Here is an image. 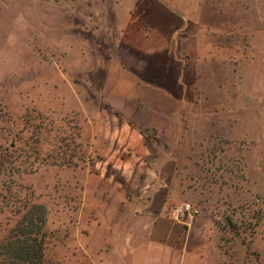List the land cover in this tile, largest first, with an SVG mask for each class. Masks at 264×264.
I'll use <instances>...</instances> for the list:
<instances>
[{"label": "rangeland", "instance_id": "1", "mask_svg": "<svg viewBox=\"0 0 264 264\" xmlns=\"http://www.w3.org/2000/svg\"><path fill=\"white\" fill-rule=\"evenodd\" d=\"M156 2L201 49L182 55L186 115L160 137L170 156L152 184L166 181L168 211L190 202L209 221L202 264H264V0ZM136 9L152 0H0V241L17 219L8 201L42 204L45 264L100 260L110 224L136 216L116 129L126 118L152 138V92L116 97L108 71L109 38Z\"/></svg>", "mask_w": 264, "mask_h": 264}, {"label": "crops", "instance_id": "2", "mask_svg": "<svg viewBox=\"0 0 264 264\" xmlns=\"http://www.w3.org/2000/svg\"><path fill=\"white\" fill-rule=\"evenodd\" d=\"M157 6L156 0H152V9L128 12L119 36L109 38L117 43L118 54L116 61L108 64L109 74H115L116 81L111 91L125 99L140 98L146 90L152 92V138L145 134V128L139 129L126 118L116 129L117 143L130 153L122 159L124 171L128 172L125 176L139 179L134 194L128 193L131 189L124 190L132 195L136 216L110 224L109 233L102 235L94 254L92 249L91 256L100 255V260L90 264H202L206 257L203 247L209 221L200 216L174 220L162 202L166 181L152 184V177L162 175L156 169L157 163L169 160L170 156L162 160L157 153V147L162 145L160 137L174 135L179 129L177 122L185 114V109L173 105V90L177 89L180 96L185 91L182 55L192 64L201 49L196 34L192 35L188 28H184L185 33L182 31L183 15ZM160 166L163 169L166 165ZM129 171L135 174L130 175ZM156 194L160 196L155 200ZM153 202L156 211L152 217ZM163 210L169 216H162Z\"/></svg>", "mask_w": 264, "mask_h": 264}, {"label": "trees", "instance_id": "3", "mask_svg": "<svg viewBox=\"0 0 264 264\" xmlns=\"http://www.w3.org/2000/svg\"><path fill=\"white\" fill-rule=\"evenodd\" d=\"M11 203L6 206L17 219L0 241V264H45L47 209L31 199Z\"/></svg>", "mask_w": 264, "mask_h": 264}, {"label": "built area", "instance_id": "4", "mask_svg": "<svg viewBox=\"0 0 264 264\" xmlns=\"http://www.w3.org/2000/svg\"><path fill=\"white\" fill-rule=\"evenodd\" d=\"M168 213L174 220L183 221L185 218L192 219L198 216L199 209L190 202H182L180 205L172 208Z\"/></svg>", "mask_w": 264, "mask_h": 264}]
</instances>
